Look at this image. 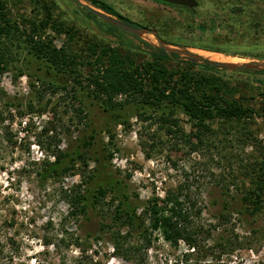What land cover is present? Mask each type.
Instances as JSON below:
<instances>
[{"label":"rangeland","instance_id":"1","mask_svg":"<svg viewBox=\"0 0 264 264\" xmlns=\"http://www.w3.org/2000/svg\"><path fill=\"white\" fill-rule=\"evenodd\" d=\"M0 1V264H185V259L186 264H264V211L251 217L243 213L239 201L244 183L248 184L249 168L243 171V166L264 158V75L236 71L264 70V60L192 45H219L243 54L264 52V31L239 37L241 32L228 28L246 26L247 15L227 20V14L241 13L244 6L264 20V0H196L192 17L185 8L150 0H79L103 13L100 4L110 6L155 32L167 47L195 56L179 55V62L168 63L149 55L145 43L158 47L152 35L110 31L112 24L90 17L75 0ZM38 46L44 53L64 50L67 58L73 56V73L59 71L37 55ZM108 47L120 57L126 53L128 66L153 62L164 71L163 78L180 82L187 73L214 93L213 83L218 84L223 99L248 106L250 125L244 129L235 122L206 120L211 132L182 114L175 115V135L159 127L156 118L142 121L133 116L125 125H114L88 81L101 63L98 56ZM214 53L217 60L203 56ZM200 60L227 67L202 68ZM245 63L249 66L234 68ZM91 122L97 131H106L97 135L84 162H76L68 173L45 174V161L53 162L54 152L89 135ZM243 129L254 141L242 137ZM93 156L126 185L138 212L154 198L165 209L180 200L199 210L193 220L208 233L200 237L198 249L177 238L166 240L149 228V248L140 240L144 232L136 231L121 239L115 250L117 229L107 206L111 194L101 198L104 209L90 211L86 219L70 218L65 198L71 187L82 178L87 182L84 187L94 188L101 181L99 173L94 181L89 177L96 167ZM166 199L169 202L163 203ZM223 215L227 221L221 220Z\"/></svg>","mask_w":264,"mask_h":264},{"label":"trees","instance_id":"2","mask_svg":"<svg viewBox=\"0 0 264 264\" xmlns=\"http://www.w3.org/2000/svg\"><path fill=\"white\" fill-rule=\"evenodd\" d=\"M34 2H37V0H34ZM152 2L164 6H173ZM99 7L108 14L116 15L118 19L134 28L145 29L141 24L119 15L110 6L100 4ZM185 9L191 17L194 16L193 10ZM246 9L244 6L241 13L233 12V14H227V20L228 23L231 21L235 22L236 18H244L247 15L245 19L248 24L246 26L229 24L228 28L235 33L241 32L242 34L239 37L247 34L259 35L260 31H264V20L255 15L254 9H249V11ZM88 15L94 18L93 15ZM7 24L8 21L6 20ZM241 29H244V31H240ZM109 30H117V27L109 25ZM192 45L204 50L220 51L230 55H242V57L264 60V52H246L243 54L237 50H228L219 45L218 47L200 44ZM145 46L149 48V55L154 61L168 63L179 62L180 60V56L176 53L167 52L161 47L154 48L147 43H145ZM131 47L135 51L138 50V52L143 50L139 46ZM36 49L37 55L48 59L59 71L67 70L73 73L72 69L76 66L74 57L67 58L64 50L55 51L50 49L49 52L44 53L42 52V47L38 46ZM88 49L91 54L95 53L94 48L89 47ZM125 57H128L126 53L124 57H120V54L112 48L103 49L98 56V59H101V63L96 67V72L92 75V78L88 80L95 92V94L92 93L93 97L101 102L114 125H125L129 118L133 116L142 121L156 118L155 121L158 122L159 127H164L168 134L175 135V132H177L175 129L178 128V120L175 118L176 114L184 115L186 121L194 123L202 130L211 132L213 130L205 123L206 120L222 121L227 125L235 122L236 124L244 125V129L250 125L252 115L247 108L248 106L231 104L223 99L217 93L219 91L218 84L213 83L216 92H210L204 88L201 79L188 78L187 73L183 75L180 82H176L175 80L163 78L164 71L161 67H155L153 62L128 66V62L123 59ZM104 61L108 62V65L103 64ZM185 65L187 67L194 66L190 63H185ZM199 66L212 70H217L218 68V65L207 60H204ZM150 70L152 72L147 74ZM239 70L264 75V70L238 69L236 71ZM146 74L148 77L145 76ZM166 87L170 88L166 90ZM195 93L199 96H196ZM121 96L122 99L117 100ZM88 127L90 128L89 135L85 134L82 139L77 138L74 146L54 152L52 154L53 162L45 161L46 168L43 170L45 174L59 175L68 173L75 167L76 162H84L83 156L89 153V149L94 145L97 135L106 131H97L92 122L89 123ZM244 129L241 132L242 137L245 140L254 141L250 132L248 133V130L244 131ZM177 130L180 131L179 129ZM90 159L96 163V167L91 171L89 177L94 181L99 173L101 181L96 182L94 188L90 186L84 187L82 185L87 182L82 178L80 183L71 187L72 189L68 191L69 193L65 198L69 202L70 209L68 213L70 218L75 220L86 219L90 211L101 209L102 206L100 207L99 205L101 198L111 194L107 206L111 215V224L117 229L116 233H114L115 235H113L114 242L112 243V247L115 250L120 249L121 239H127L126 236L128 234L131 235L132 232L136 231L144 232L141 234L140 240L146 246L145 248H149L152 241V233L149 234L148 232L149 228L152 231H158L166 240L177 238L193 248V250L194 247L198 249L200 237L208 232L202 230L194 222L193 214L198 213L199 210L194 209L192 204L186 207L179 200L173 203V206L165 209L158 203L159 199L154 198L138 212V206L130 200V196L126 192V185L112 176L107 165H101L94 156ZM249 165L250 167L243 166V171L249 168L248 184L244 183V189L239 193V201L243 206V213L251 217H257L264 211V158L260 162L250 163ZM162 202L167 203L169 201L166 199ZM165 211L168 213H165ZM145 215H148L149 219V224L147 225L145 224ZM221 220L227 221L228 219L223 215ZM121 229L125 230L124 234H121ZM184 256L187 258L189 255ZM187 260L185 259L184 261L187 263Z\"/></svg>","mask_w":264,"mask_h":264},{"label":"water","instance_id":"3","mask_svg":"<svg viewBox=\"0 0 264 264\" xmlns=\"http://www.w3.org/2000/svg\"><path fill=\"white\" fill-rule=\"evenodd\" d=\"M76 2L79 3V5L84 9L86 10L88 13H90L91 15L103 20V21H106L110 24H112L113 26L119 28V29H122V30H125L133 35H140L142 32H146L147 34H150L154 37L155 41L158 43V47H161L163 48L165 51L167 52H172V53H176L178 55H186V56H190L192 59H195V56L194 55H191L183 50H180L178 48H169L167 47L157 36V34L155 32H152L150 30H146V29H137V28H134L124 22H121L115 18H112L110 17L108 14L106 13H103V12H99L81 2H79V0H75ZM152 1H155V2H160V3H163V4H167V5H173V6H180V7H185V8H188V9H195L198 5V2L196 0H152ZM201 63H203L204 60H200ZM254 63H257V62H254ZM213 64H216L218 66H221V67H227V65L225 63H221V62H215ZM261 65H264V62L261 63ZM249 64L245 63V64H241L237 67H234V68H246L248 67Z\"/></svg>","mask_w":264,"mask_h":264},{"label":"bare ground","instance_id":"4","mask_svg":"<svg viewBox=\"0 0 264 264\" xmlns=\"http://www.w3.org/2000/svg\"><path fill=\"white\" fill-rule=\"evenodd\" d=\"M204 58H208L210 60H217L216 57H215V53L214 54H210V55H203ZM232 57V56H231Z\"/></svg>","mask_w":264,"mask_h":264}]
</instances>
